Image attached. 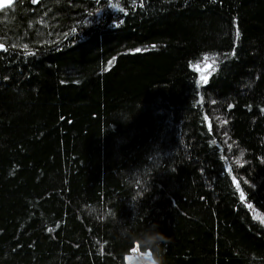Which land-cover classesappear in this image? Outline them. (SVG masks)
<instances>
[{
	"label": "trees",
	"instance_id": "obj_1",
	"mask_svg": "<svg viewBox=\"0 0 264 264\" xmlns=\"http://www.w3.org/2000/svg\"><path fill=\"white\" fill-rule=\"evenodd\" d=\"M119 3L0 9V264H264V0Z\"/></svg>",
	"mask_w": 264,
	"mask_h": 264
},
{
	"label": "clouds",
	"instance_id": "obj_2",
	"mask_svg": "<svg viewBox=\"0 0 264 264\" xmlns=\"http://www.w3.org/2000/svg\"><path fill=\"white\" fill-rule=\"evenodd\" d=\"M165 242V236L156 231L146 233L135 242L136 250H132L131 255L125 254L127 264H163V257L154 254L153 249H158ZM140 248H143V251H140Z\"/></svg>",
	"mask_w": 264,
	"mask_h": 264
},
{
	"label": "snow or ice",
	"instance_id": "obj_3",
	"mask_svg": "<svg viewBox=\"0 0 264 264\" xmlns=\"http://www.w3.org/2000/svg\"><path fill=\"white\" fill-rule=\"evenodd\" d=\"M33 3H36L37 0H32ZM136 3V0H133V4L135 5ZM109 4H110V7L119 11V12H122L124 13L125 15H127L128 13L125 11V9L123 7L120 6V3H119V0H116L115 3L112 2V0H109ZM12 5V0H3L2 4H0V9H3V8H6L8 6H11ZM142 6V5H141ZM89 15H92V13H89ZM121 23H123V21H121ZM24 49H25V54L26 55H33L32 52L28 51L27 50V45H24ZM0 50H6L4 48V45L3 44H0ZM137 51H140L139 49ZM204 60H205V71H207L208 69H211V72H208V75H211L212 72H214L216 70L215 68V65H216V58L215 57H208V56H205L204 57ZM208 61H211V62H208ZM111 63V62H109ZM196 67V70L199 71L200 68H199V65L195 66ZM201 80L203 83H207L208 81V76H205V75H202L201 77ZM222 124H226L227 121L224 120V121H221ZM243 154H241L242 156ZM237 164L240 163V160H237L236 161ZM233 183L236 184V188H237V191L240 192V198L241 200L243 201L245 196H244V192L240 191V186L239 184L236 182V180L234 179L233 180ZM248 207L249 208H252V205L251 204H248ZM254 219H258L260 221L261 224H264V217H261L259 214H257L256 216H254ZM49 231L51 232L52 229H49Z\"/></svg>",
	"mask_w": 264,
	"mask_h": 264
},
{
	"label": "rangeland",
	"instance_id": "obj_4",
	"mask_svg": "<svg viewBox=\"0 0 264 264\" xmlns=\"http://www.w3.org/2000/svg\"><path fill=\"white\" fill-rule=\"evenodd\" d=\"M2 2H3V0H0V4H2ZM200 72L203 73L202 75H204L206 73V71H205V64L200 68ZM131 254H132V252H130L129 255H131ZM125 263L127 264V261L126 260H125Z\"/></svg>",
	"mask_w": 264,
	"mask_h": 264
}]
</instances>
